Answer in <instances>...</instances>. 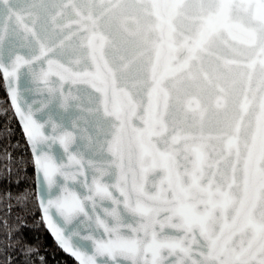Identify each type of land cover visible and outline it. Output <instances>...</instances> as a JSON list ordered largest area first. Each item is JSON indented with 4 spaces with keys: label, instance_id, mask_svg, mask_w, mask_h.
I'll use <instances>...</instances> for the list:
<instances>
[{
    "label": "snow or ice",
    "instance_id": "1",
    "mask_svg": "<svg viewBox=\"0 0 264 264\" xmlns=\"http://www.w3.org/2000/svg\"><path fill=\"white\" fill-rule=\"evenodd\" d=\"M0 79L76 264H264V0H0Z\"/></svg>",
    "mask_w": 264,
    "mask_h": 264
},
{
    "label": "trees",
    "instance_id": "2",
    "mask_svg": "<svg viewBox=\"0 0 264 264\" xmlns=\"http://www.w3.org/2000/svg\"><path fill=\"white\" fill-rule=\"evenodd\" d=\"M7 153L14 157L10 172L5 169ZM30 161L29 147L0 79V264H76L55 243L42 222ZM26 190L31 193L30 198L18 203L15 197ZM29 247L33 249L31 253L26 251Z\"/></svg>",
    "mask_w": 264,
    "mask_h": 264
},
{
    "label": "water",
    "instance_id": "3",
    "mask_svg": "<svg viewBox=\"0 0 264 264\" xmlns=\"http://www.w3.org/2000/svg\"><path fill=\"white\" fill-rule=\"evenodd\" d=\"M4 83V82H3ZM4 86H5V84H4ZM5 90H6V86H5ZM6 94H7V92H6ZM8 97V96H7ZM8 100H9V98H8ZM9 102H10V100H9ZM12 108V107H11ZM12 111H13V109H12ZM13 113H14V111H13ZM15 115V114H14ZM16 117V116H15ZM16 120H17V122H18V124H19V121H18V118L16 117ZM19 126H20V128H21V131H22V126L19 124ZM23 133V132H22ZM24 135V134H23ZM25 138V137H24ZM30 150V149H29ZM34 185H35V188H36V184H35V176H34ZM40 210V209H39ZM40 214H41V211H40ZM44 226H45V228H46V230L48 231V233H49V235L53 238V240L55 241V243L58 245V243L56 242V240H55V238H54V236L51 234V232H50V230H48L47 229V227H46V225L44 224ZM59 246V245H58ZM60 247V246H59ZM61 248V247H60ZM62 249V248H61ZM63 250V249H62ZM64 251V250H63ZM65 252V251H64ZM66 254H68L70 257H71V255L69 254V253H67V252H65ZM73 258V257H72ZM74 259V258H73ZM75 260V259H74Z\"/></svg>",
    "mask_w": 264,
    "mask_h": 264
}]
</instances>
